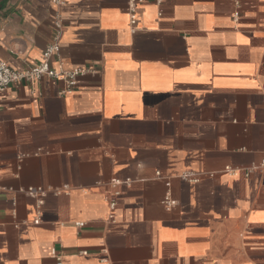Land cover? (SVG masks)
Masks as SVG:
<instances>
[{"label": "crops", "instance_id": "obj_1", "mask_svg": "<svg viewBox=\"0 0 264 264\" xmlns=\"http://www.w3.org/2000/svg\"><path fill=\"white\" fill-rule=\"evenodd\" d=\"M61 1L0 0L11 68L98 71L1 95L0 264H264V0Z\"/></svg>", "mask_w": 264, "mask_h": 264}, {"label": "built area", "instance_id": "obj_2", "mask_svg": "<svg viewBox=\"0 0 264 264\" xmlns=\"http://www.w3.org/2000/svg\"><path fill=\"white\" fill-rule=\"evenodd\" d=\"M55 1L58 3L63 2L61 0ZM134 8L136 9V7ZM132 23H136L134 14L132 15ZM57 27L58 33L55 36V41L45 49L42 62L31 66L24 71H17L11 68L6 61L0 58V97L13 85L19 84L24 81L32 82L43 77H49L61 81L64 84V88L61 89L60 93L65 94L74 90L79 77L98 73L97 69L93 66L65 68L61 63L59 68L52 67L51 59L60 51L58 38L61 25L57 24ZM185 177H189V175H185ZM165 204L168 207H173L176 204V200H174L170 195H166ZM111 206L115 207L116 201H113L111 203Z\"/></svg>", "mask_w": 264, "mask_h": 264}]
</instances>
